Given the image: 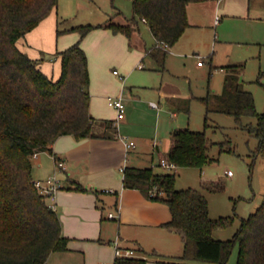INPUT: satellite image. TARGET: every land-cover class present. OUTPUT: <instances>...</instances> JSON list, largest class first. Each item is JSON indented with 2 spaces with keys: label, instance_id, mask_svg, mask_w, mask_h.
<instances>
[{
  "label": "trees",
  "instance_id": "16d2710c",
  "mask_svg": "<svg viewBox=\"0 0 264 264\" xmlns=\"http://www.w3.org/2000/svg\"><path fill=\"white\" fill-rule=\"evenodd\" d=\"M197 1L204 0H132L134 21L144 20L156 39L150 54L159 65L164 64L168 47L190 25L187 6ZM57 8L58 0H0V264H46L52 252L68 249L69 238L62 232L58 211L34 183V155L52 150L62 135L100 136L95 131L99 121L108 128H118L115 120H99L90 112L89 60L80 40L57 53L61 59L58 78L42 70L43 57L34 58L19 48L18 40ZM101 26L128 37L133 31L130 23L110 22L72 26L58 29V33L78 30L82 39ZM225 69L222 92H209L201 100L207 112L233 115L239 123L243 116H256L257 125L251 124L249 129L258 138L255 155L264 157V112H258L254 94L244 88V64L230 63ZM167 158L176 167L202 168L216 161L209 154L206 129L190 128L173 131ZM123 175L126 188L139 189L148 199L169 206L171 219L164 225L183 237L182 254L160 260V264H227L236 243V264H264V198L254 212L241 218L232 238L220 239L214 232L228 227L234 217H211L206 194L194 187L177 189L175 172L126 165ZM203 186L212 192L225 188L221 180L204 182ZM102 192L96 190L97 194ZM149 263L143 256H117L114 261Z\"/></svg>",
  "mask_w": 264,
  "mask_h": 264
},
{
  "label": "rangeland",
  "instance_id": "374dc122",
  "mask_svg": "<svg viewBox=\"0 0 264 264\" xmlns=\"http://www.w3.org/2000/svg\"><path fill=\"white\" fill-rule=\"evenodd\" d=\"M218 13V23L185 29L169 50L164 64L159 65L152 55H146L142 61L145 68L136 67L143 56L135 64H129L135 59L131 46L127 41L121 46L117 40L120 37H114L116 33L111 29L110 33L104 29L108 27H96L82 39L78 30L58 33V29L72 26L130 23L133 25L132 42L143 49L151 48L155 39L141 20L138 23L141 36H136L132 0H58L57 11L41 21L38 32H42L47 43V48H43L45 61L41 64L42 70L50 76L58 78L61 73V59L57 53L80 40L89 60L92 97L98 98L102 81L125 89L127 93L132 90L134 96L141 97L144 103L135 100L125 109L127 117H133L130 128L139 129L140 133L153 128L156 113L149 109L148 104L150 100L163 102L158 87L161 86L165 92H178L182 103L176 104V115H171L172 110L161 113L176 126L195 131L206 129L209 154L216 161L202 168L178 167L171 170L176 173V188L202 190L209 200L213 218L233 216L234 220L228 227L214 232L216 238L230 239L241 218L254 212L264 198V157L261 153L255 155L258 138L249 129L251 124L257 125V117L243 116L239 123L233 115L207 112L201 97L209 92H222L225 71L221 65L243 63L244 88L254 94L258 112H264V0H244V3L238 0L227 9L221 8ZM199 60L204 66H198ZM115 69L126 76L124 84L122 78L114 74ZM211 180H221L225 188L208 191L203 184ZM238 251L236 243L227 264H236Z\"/></svg>",
  "mask_w": 264,
  "mask_h": 264
},
{
  "label": "crops",
  "instance_id": "0c3cea01",
  "mask_svg": "<svg viewBox=\"0 0 264 264\" xmlns=\"http://www.w3.org/2000/svg\"><path fill=\"white\" fill-rule=\"evenodd\" d=\"M241 1L244 3V0ZM236 2L238 0L190 2L187 6L190 25L186 29L211 22L218 23V11L221 8L227 9ZM141 21L147 25L144 20ZM138 23L139 20H133L136 36L140 37ZM40 25L41 23L18 40L19 48L34 58H42L43 48H47L42 32H38ZM104 29L110 33V28ZM35 32L37 36L34 35ZM132 35L128 37L123 33H116L114 37H120L117 40L121 46L126 44V41L131 46L135 59L129 64H135L136 60L143 56L136 65L140 68L143 58L151 55L150 50L153 47H138L132 42ZM44 61L45 59L41 64ZM198 66L202 67L204 64ZM225 66L224 64L220 67L226 74ZM141 68H145L144 64ZM115 70L114 74L120 76L124 84L126 76L121 75L119 71L116 73ZM100 85L101 93L98 98L91 95L90 112L99 120H115L118 128H108L105 123L99 121L95 131L100 136L76 138L72 134L62 135L56 139L52 150L42 151L33 157L34 180L55 176L59 181L60 188L54 197H47L46 200L58 211L62 232L69 238L68 249L52 252L46 264H114L117 257L116 243L122 248H133L137 252L145 253L149 257V264L177 258L183 252L184 241L179 232L164 225L171 219L169 206L162 201L148 199L139 189L126 188L122 168L134 165L153 166L160 172L169 170L160 165V159L167 157L172 145L173 131L183 127L176 126L175 122L167 119L161 112L172 110L171 115H176L175 106L182 103L181 98L178 92H165L159 86L158 92L163 102L150 100L148 104L149 109L156 113L153 128L146 133L141 130L140 133L139 129L130 128L133 117L129 118L124 113L122 119H117L113 99L123 95L126 109V105L135 103V100L137 103H144L142 98L134 96L132 90L127 93L125 89L111 86L104 81ZM152 102H156L158 106H153ZM121 135H128L136 145L127 150ZM96 190L103 192L97 194ZM110 213L115 217H110Z\"/></svg>",
  "mask_w": 264,
  "mask_h": 264
},
{
  "label": "built area",
  "instance_id": "2783aa9c",
  "mask_svg": "<svg viewBox=\"0 0 264 264\" xmlns=\"http://www.w3.org/2000/svg\"><path fill=\"white\" fill-rule=\"evenodd\" d=\"M165 46L168 47V44H165ZM198 64L202 65L203 61L199 60ZM139 67L140 68L143 67V64H140ZM115 72L117 73L118 71L115 70ZM113 105L117 110V119L118 120L122 119L125 113V103H124L123 95L115 97L113 99ZM152 105L156 107L158 106L156 102H152ZM120 138L124 142V145L127 150H129L130 148H133L136 145V142L133 139H131L128 135H121ZM160 165L169 170L176 169V166L173 163H171L167 157H162L160 159ZM122 170H124V167L122 168ZM228 173L231 174L232 172L229 171ZM34 183L36 187L40 190V192L46 196V198L54 197L55 192L60 188L59 181L56 179L55 176H51L45 180H35ZM111 192H113V190H111ZM109 216L115 217L113 213H110ZM116 255L125 256V257L143 256L146 259H149V257L146 256L145 254L144 255L140 254L133 248H122L121 246H119L118 243H116ZM157 264H160V263H157Z\"/></svg>",
  "mask_w": 264,
  "mask_h": 264
},
{
  "label": "water",
  "instance_id": "95a60500",
  "mask_svg": "<svg viewBox=\"0 0 264 264\" xmlns=\"http://www.w3.org/2000/svg\"><path fill=\"white\" fill-rule=\"evenodd\" d=\"M241 80H242V77H241Z\"/></svg>",
  "mask_w": 264,
  "mask_h": 264
}]
</instances>
